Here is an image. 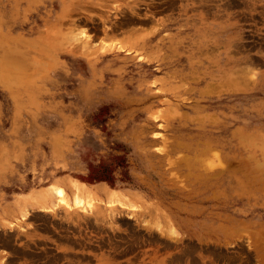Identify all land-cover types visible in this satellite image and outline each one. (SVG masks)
<instances>
[{"label":"rangeland","instance_id":"374dc122","mask_svg":"<svg viewBox=\"0 0 264 264\" xmlns=\"http://www.w3.org/2000/svg\"><path fill=\"white\" fill-rule=\"evenodd\" d=\"M0 264H264V0H0Z\"/></svg>","mask_w":264,"mask_h":264},{"label":"flooded vegetation","instance_id":"af4514ba","mask_svg":"<svg viewBox=\"0 0 264 264\" xmlns=\"http://www.w3.org/2000/svg\"><path fill=\"white\" fill-rule=\"evenodd\" d=\"M143 7V6H142ZM146 8V7H145ZM145 14L147 15V14H149L147 11H144V10H142L141 11V14H138L137 15V17H139V18H145L146 16H145Z\"/></svg>","mask_w":264,"mask_h":264},{"label":"bare ground","instance_id":"6f19581e","mask_svg":"<svg viewBox=\"0 0 264 264\" xmlns=\"http://www.w3.org/2000/svg\"><path fill=\"white\" fill-rule=\"evenodd\" d=\"M82 34H83L84 36L88 37V36L86 35L85 31H83ZM58 194H59V195L62 194V190H61V189L58 190Z\"/></svg>","mask_w":264,"mask_h":264}]
</instances>
